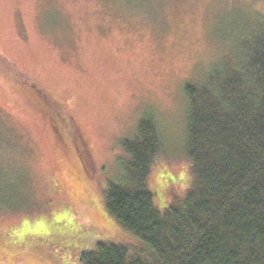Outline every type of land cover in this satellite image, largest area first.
<instances>
[{
	"label": "rangeland",
	"instance_id": "1",
	"mask_svg": "<svg viewBox=\"0 0 264 264\" xmlns=\"http://www.w3.org/2000/svg\"><path fill=\"white\" fill-rule=\"evenodd\" d=\"M263 14L264 0H0V264H83L108 238L142 245L104 204L126 177L121 140L151 113L154 204L183 197L184 87L237 64Z\"/></svg>",
	"mask_w": 264,
	"mask_h": 264
},
{
	"label": "trees",
	"instance_id": "2",
	"mask_svg": "<svg viewBox=\"0 0 264 264\" xmlns=\"http://www.w3.org/2000/svg\"><path fill=\"white\" fill-rule=\"evenodd\" d=\"M260 17L237 64L221 62L184 87L192 176L186 193L163 209L154 204L148 177L161 139L154 116L143 115L134 137L120 142L128 156L125 180L109 184L104 200L109 214L142 245L108 238L81 253L83 264H264V14ZM58 113L52 120L64 121ZM66 138L88 179L91 162L83 144L74 136L71 142L69 133Z\"/></svg>",
	"mask_w": 264,
	"mask_h": 264
}]
</instances>
